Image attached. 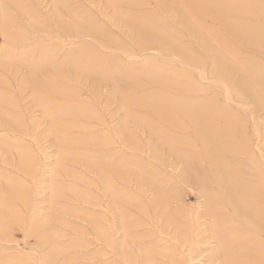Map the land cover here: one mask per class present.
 I'll list each match as a JSON object with an SVG mask.
<instances>
[{
	"label": "rangeland",
	"instance_id": "374dc122",
	"mask_svg": "<svg viewBox=\"0 0 264 264\" xmlns=\"http://www.w3.org/2000/svg\"><path fill=\"white\" fill-rule=\"evenodd\" d=\"M118 1L0 0V264H221L213 226L202 214L204 193L215 197L216 184L194 181L209 173L203 150L198 143L181 147L200 155L187 163L194 169L186 173L184 160L154 135L173 137L175 149L178 138L189 135L176 119L144 112L152 103L141 100L149 94L181 100L178 91L185 87V98L216 99L221 116L214 126L230 125L235 132L219 144L241 150L223 149V164L247 185L253 173L264 180V91L253 98L243 88L245 82L264 87V44L255 40L232 55L217 49L206 17L185 26L176 12L156 9V0H122V7ZM248 1L264 14V0ZM130 6L131 15L123 16ZM152 13L167 39H149L137 49L127 33L131 17L153 24ZM175 47L187 63L171 51ZM212 47L230 63L226 69L213 62ZM33 81L42 87L38 95ZM40 100L63 111H47ZM87 166L102 168L110 179L116 166L129 179L110 191ZM151 185L167 196L164 204ZM114 189L123 195L120 215L112 212ZM164 213V221L157 220ZM175 226L188 233L187 243L170 238Z\"/></svg>",
	"mask_w": 264,
	"mask_h": 264
},
{
	"label": "bare ground",
	"instance_id": "6f19581e",
	"mask_svg": "<svg viewBox=\"0 0 264 264\" xmlns=\"http://www.w3.org/2000/svg\"><path fill=\"white\" fill-rule=\"evenodd\" d=\"M172 1L175 2L174 6L172 5L170 0H156L154 1V6L158 10H167L171 11L172 13L176 12L179 16L178 20L181 21L185 26L188 21L194 19L201 20L202 18L206 17L208 21L210 20L212 22L211 26L215 28L214 30H211V28L209 30L215 43H218L217 49L221 50L222 48H224L226 53L231 52V54L233 55V49H235V47L248 48L249 46H251V42L255 40H257L260 44H264V28L263 26H260V24H264V14L260 10L256 13V5L251 4V2H249L248 0ZM118 2L119 6H121L122 3L120 2L124 1L119 0ZM239 2H246L248 3V5L246 6L244 3L242 5H239ZM115 4L113 7L118 10L117 12H120L121 9L115 7ZM262 5L264 6V3ZM130 8L132 9L131 6L124 7L125 12H123V16L131 15L128 13V10ZM152 16L156 19L153 24H151L150 21L145 20V18H141L140 21H137L133 17H131L133 22L129 25L131 26L130 33L129 31H127V33L134 38L136 46H138L137 49H144L145 46L142 43H144V41L146 40L148 41L149 39L155 38L156 40L160 39V41H166L167 39V34L162 31L161 24H159L160 19L157 18L158 16L156 15V13H152ZM131 36L129 37L132 38ZM215 43L213 42V45L217 46V44ZM260 44L258 45L259 49H261ZM175 48L176 49L171 48V51H173L174 54L177 55L183 62L187 63L188 58L186 57L184 51H179L177 47ZM212 48L216 53L215 57L213 58V62L222 61L220 68L226 69L227 65H230V63L228 62V60H225L226 62L224 64L222 60L224 55L221 57L220 55H218L216 51L217 49H215V47ZM238 57L241 58L243 56ZM214 65L216 66L217 64L215 63ZM252 68L253 66H245V71L251 70ZM89 69H91V67H89ZM78 70V72L81 73H89V70L87 68L78 67ZM260 72L262 73L261 70L257 71V73L259 74ZM58 73V71H53L52 75V77L57 81H59L60 79V75ZM35 79L37 80V77ZM107 79H109V77ZM34 82L37 81H33L31 91L34 95H38L37 92H42V87L35 84ZM38 83H40V81ZM243 84L244 83L241 80L239 85L242 86ZM42 85H46L45 87L49 89L45 90H47L51 96H55L53 92H50L51 88H53L51 85H44V83ZM55 85L56 84H54V86ZM260 87L261 88H257L253 86L248 88L245 82L243 88L254 98V94L261 96L259 92L264 91V87ZM184 90L185 87L184 89L178 91V95L182 96L181 100L165 97L162 94H149L146 95V99L142 98L141 102L147 101L148 103H152L147 107H143L144 112L146 114H149V116H151V114L149 113L150 110L159 117L166 119H176L180 130L186 132L183 133V135H189V138L186 136H184L183 139L178 138V144H176L177 149H175L171 147L170 138L173 137H170L169 135L162 136L159 132L155 131V129L151 131L157 132V134L154 135L156 137V141L161 143V145H168L172 155H175L177 158L184 160V164H187L188 162L190 163V160H192L194 163H197L198 160L200 161V155L198 157L199 159H197L195 155L193 156L192 154H188L187 151H179L183 145L187 146L188 144H191L190 147H188L191 148L193 144L197 145L198 143L200 152L201 148L203 152H207L204 153L205 155L203 154V152H201V156H203L204 160L208 164L207 166L209 169V173L207 176L198 177L194 181L197 182L198 185L201 184L202 186L208 184L209 181L216 184V195L215 197H211L212 199L210 198L208 191L205 193L203 192L206 197V201L203 207L202 214L205 218H209V226H213L212 228L213 234L215 233V243L217 245V248L221 249V251L217 253V257L218 259H220L219 262L221 264H264V180H261V178H259L257 174L253 173L251 174V179L254 182L251 185H247L241 182V180L237 176L238 173L225 167L221 159V153L223 149L235 155L240 154L241 150L238 149L237 145H230L224 148L219 144V142H221V140L225 138L233 137L235 135V132L231 130L230 125L221 126L218 128L214 126V120L220 118L221 116V110L220 108H218L216 99L205 97L199 99L198 101H193V98V100H191V98L188 99L184 97ZM122 95L123 97H127L125 95V92ZM43 97H45L46 100L51 99L47 94ZM152 97L154 99H152ZM122 100L127 99L123 98ZM40 103L44 105L47 111H63L60 107H55L53 109V107L50 104H47V102L41 101ZM122 105L123 108L128 107L124 103ZM155 105H157L158 107H153ZM180 110H183L184 112ZM179 114H182L181 119H178ZM50 116H52V114L49 115V117ZM224 120L226 124H230L228 119L225 118ZM141 123H143V125L151 124L150 122ZM10 128L14 129L15 127L11 126ZM125 146H132V143L128 142V145ZM183 153L187 154L183 155ZM86 169L89 172H93L95 169V173L99 175V177L106 184L107 189L110 191L113 189L114 183L116 184L117 181L125 184L126 180L129 179L128 176L130 175H122V173L117 169L116 166H113V170L111 171V179L105 175L106 173L102 168H93L91 166H87ZM193 169L194 167H190L187 164L185 171L186 173H190V171H192ZM220 176L221 179L216 181ZM186 178L188 179V177ZM136 179L138 181V184L140 182V178ZM153 187L156 188L155 185H151V188ZM155 190H157V188ZM112 192L114 193L112 212H114L115 215H120L122 213V210L119 208V206L123 202V198L121 197L123 195L121 193L119 194V192H117L115 189ZM156 194L157 198L159 196L157 202L159 201L160 203L164 204L167 196L159 194L158 190ZM127 203L130 202L128 201ZM133 203L131 202L129 205L131 206V208L135 206L133 205ZM223 210L230 212V214L228 216L220 215L219 212ZM155 217L157 218V220H161V218H163L164 221V217L166 218L167 216L164 213L162 215L157 214ZM153 220H155L154 217ZM223 227L227 230V234L224 233V231L226 230L219 231L220 234H217V230ZM174 229V232H172V234L170 233V238L176 239L180 245L183 240L184 243H187L185 239L189 240L188 233L184 234L181 231L177 230V226H175ZM160 234L163 235L164 232L161 230Z\"/></svg>",
	"mask_w": 264,
	"mask_h": 264
}]
</instances>
